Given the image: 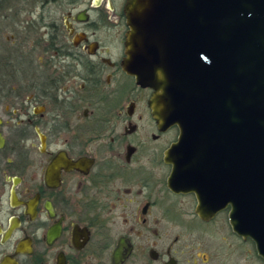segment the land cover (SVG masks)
Wrapping results in <instances>:
<instances>
[{"label":"flooded vegetation","instance_id":"obj_1","mask_svg":"<svg viewBox=\"0 0 264 264\" xmlns=\"http://www.w3.org/2000/svg\"><path fill=\"white\" fill-rule=\"evenodd\" d=\"M125 3L0 0V264H264L167 187L180 130L123 68Z\"/></svg>","mask_w":264,"mask_h":264},{"label":"water","instance_id":"obj_2","mask_svg":"<svg viewBox=\"0 0 264 264\" xmlns=\"http://www.w3.org/2000/svg\"><path fill=\"white\" fill-rule=\"evenodd\" d=\"M124 13L123 68L180 130L167 187L192 191L204 220L228 206L264 260V0H126Z\"/></svg>","mask_w":264,"mask_h":264},{"label":"rangeland","instance_id":"obj_3","mask_svg":"<svg viewBox=\"0 0 264 264\" xmlns=\"http://www.w3.org/2000/svg\"><path fill=\"white\" fill-rule=\"evenodd\" d=\"M8 68V67H7ZM9 69V68H8ZM8 110H10V108H8ZM222 216H219L218 220L215 224H207V225H199L197 223H193L192 225L198 229V232H203L204 236L208 239H217L218 237H226V230L223 229L221 226H218V223H222ZM215 226V227H214ZM191 237H194L192 235H190ZM186 238V236H185Z\"/></svg>","mask_w":264,"mask_h":264}]
</instances>
